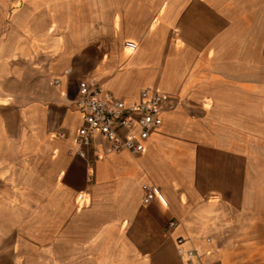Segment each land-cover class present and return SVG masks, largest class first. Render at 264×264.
Instances as JSON below:
<instances>
[{
    "label": "crops",
    "instance_id": "crops-1",
    "mask_svg": "<svg viewBox=\"0 0 264 264\" xmlns=\"http://www.w3.org/2000/svg\"><path fill=\"white\" fill-rule=\"evenodd\" d=\"M82 79L127 103L163 94L143 152L97 136L78 154ZM0 249L12 264H264V0H0Z\"/></svg>",
    "mask_w": 264,
    "mask_h": 264
},
{
    "label": "built area",
    "instance_id": "built-area-1",
    "mask_svg": "<svg viewBox=\"0 0 264 264\" xmlns=\"http://www.w3.org/2000/svg\"><path fill=\"white\" fill-rule=\"evenodd\" d=\"M53 83H59L58 79ZM79 96L76 105L83 111L85 124L77 130L78 154L86 157V150L93 146L97 136L108 142L109 152L127 150L139 154L146 149L151 131L163 124L162 104L164 96L159 90L143 89L138 100L127 103L124 99L108 92L93 79L78 82ZM63 96L67 94L62 93ZM144 202L151 203L159 194L154 184L144 183ZM176 226L172 221L170 228ZM179 239V244L183 243ZM181 258L193 257L194 249L178 247Z\"/></svg>",
    "mask_w": 264,
    "mask_h": 264
},
{
    "label": "rangeland",
    "instance_id": "rangeland-1",
    "mask_svg": "<svg viewBox=\"0 0 264 264\" xmlns=\"http://www.w3.org/2000/svg\"><path fill=\"white\" fill-rule=\"evenodd\" d=\"M14 10L15 9H13V11ZM33 79H35L34 75H33ZM16 91H18V89ZM0 264H12L11 263V259H10V255H9V252L8 251H5L3 249H0Z\"/></svg>",
    "mask_w": 264,
    "mask_h": 264
}]
</instances>
